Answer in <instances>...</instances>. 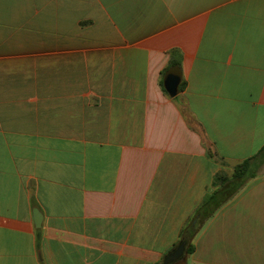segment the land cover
Here are the masks:
<instances>
[{
  "label": "crops",
  "instance_id": "crops-1",
  "mask_svg": "<svg viewBox=\"0 0 264 264\" xmlns=\"http://www.w3.org/2000/svg\"><path fill=\"white\" fill-rule=\"evenodd\" d=\"M263 147L264 0H0V264H161ZM191 243L264 264V170Z\"/></svg>",
  "mask_w": 264,
  "mask_h": 264
},
{
  "label": "trees",
  "instance_id": "trees-1",
  "mask_svg": "<svg viewBox=\"0 0 264 264\" xmlns=\"http://www.w3.org/2000/svg\"><path fill=\"white\" fill-rule=\"evenodd\" d=\"M171 69H179V63L171 60L168 69L163 74V78ZM184 85V82H182L180 85V91L184 89ZM164 91L165 93L167 92L166 88ZM263 165L264 147L252 158L238 164L234 168L231 177L219 173L213 184L218 187V190L211 192L206 196L203 204L196 211L191 223H189L183 231L180 241L174 246L171 252L176 250L181 244H185V255H191L194 253L195 248L191 242L194 238L195 232H198L221 207L231 201L249 181L255 179L259 175L260 169ZM194 222L196 223L195 226H193ZM193 229H195V232H193ZM184 258L185 256L181 259ZM164 261L161 264H164ZM176 263L177 261L172 264Z\"/></svg>",
  "mask_w": 264,
  "mask_h": 264
},
{
  "label": "water",
  "instance_id": "water-1",
  "mask_svg": "<svg viewBox=\"0 0 264 264\" xmlns=\"http://www.w3.org/2000/svg\"><path fill=\"white\" fill-rule=\"evenodd\" d=\"M181 81L182 75L179 69H171L167 72L164 78V85L170 96L174 97L177 95ZM33 220L35 228L40 229L42 226V216L37 209L33 211ZM185 249V244L178 246L176 250L166 257L164 264H172L180 260L185 256Z\"/></svg>",
  "mask_w": 264,
  "mask_h": 264
},
{
  "label": "rangeland",
  "instance_id": "rangeland-1",
  "mask_svg": "<svg viewBox=\"0 0 264 264\" xmlns=\"http://www.w3.org/2000/svg\"><path fill=\"white\" fill-rule=\"evenodd\" d=\"M221 166H222V172H221V174H223V175H226V176H228V177H231V175H232V173H233V170H234V168L237 166H234V167H229V166H227L226 164H221ZM262 169V170H261ZM261 169H260V173H261V171H263L264 170V165L261 167ZM259 176V175H258ZM257 176V177H258ZM256 177V178H257ZM256 178L255 179H253V180H251V181H249L248 183H252V182H255V180H256ZM247 183V184H248ZM246 184V185H247ZM245 185V186H246ZM240 232L239 233H241V230H239ZM242 231H244V230H242ZM245 232V231H244ZM176 264H184V259H180V260H178L177 261V263Z\"/></svg>",
  "mask_w": 264,
  "mask_h": 264
}]
</instances>
